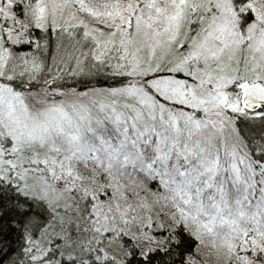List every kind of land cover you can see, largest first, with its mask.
Masks as SVG:
<instances>
[{
	"label": "snow or ice",
	"instance_id": "6c2138e0",
	"mask_svg": "<svg viewBox=\"0 0 264 264\" xmlns=\"http://www.w3.org/2000/svg\"><path fill=\"white\" fill-rule=\"evenodd\" d=\"M0 264H264V0H0Z\"/></svg>",
	"mask_w": 264,
	"mask_h": 264
}]
</instances>
